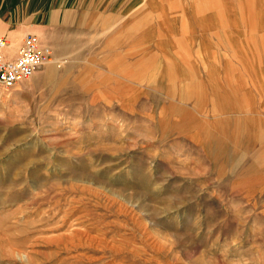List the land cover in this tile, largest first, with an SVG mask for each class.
<instances>
[{"label": "rangeland", "instance_id": "1", "mask_svg": "<svg viewBox=\"0 0 264 264\" xmlns=\"http://www.w3.org/2000/svg\"><path fill=\"white\" fill-rule=\"evenodd\" d=\"M18 5L13 53L38 30ZM51 45L0 85V264H264V178L222 160V115L152 96L94 43Z\"/></svg>", "mask_w": 264, "mask_h": 264}, {"label": "crops", "instance_id": "2", "mask_svg": "<svg viewBox=\"0 0 264 264\" xmlns=\"http://www.w3.org/2000/svg\"><path fill=\"white\" fill-rule=\"evenodd\" d=\"M15 2L60 57L94 43L98 65L154 82L152 96L222 115V160L264 178V0H0V12Z\"/></svg>", "mask_w": 264, "mask_h": 264}, {"label": "built area", "instance_id": "3", "mask_svg": "<svg viewBox=\"0 0 264 264\" xmlns=\"http://www.w3.org/2000/svg\"><path fill=\"white\" fill-rule=\"evenodd\" d=\"M11 41L0 36V85L13 87L34 75L36 70L53 58L51 45L44 44L34 32H26L15 53L10 51Z\"/></svg>", "mask_w": 264, "mask_h": 264}, {"label": "bare ground", "instance_id": "4", "mask_svg": "<svg viewBox=\"0 0 264 264\" xmlns=\"http://www.w3.org/2000/svg\"><path fill=\"white\" fill-rule=\"evenodd\" d=\"M50 61H51V60H50ZM50 61H48V62H50ZM48 62H46L45 64H49ZM45 64H44V65H45ZM47 70H52V66H48V69H47ZM66 211H67V210H66ZM68 212H69V211H68ZM71 214H72V213H71ZM73 214H74V213H73ZM65 215H66V214H65ZM85 218H86V217H85ZM82 221H83V220H82ZM80 228H82V227H80ZM74 229H75V228H74ZM78 230H79V229H78ZM70 231H71V230H70ZM72 231H73V230H72ZM68 232H69V231H68ZM68 232H67V233H68ZM79 232H80V231H79ZM80 233H81V232H80ZM77 234H78V233H77ZM85 234H86V233H85ZM93 234H94V233H93ZM64 235H65V233H64ZM91 235H92V234H91ZM95 235H96V234H95ZM82 236H83V235H82ZM88 237H89V235L87 234V235H86V238H88ZM69 238H70V237H69ZM86 238H85V239H86ZM103 238H104V237H103ZM89 239H90V238H89ZM94 240H95V239H94ZM150 240H151V239H150ZM66 241H67V239H66ZM154 241H155V240H154ZM68 242H69V241H68ZM70 244H71V243H70ZM101 244H102V243H101ZM90 245H91V244H90ZM25 255H26V253L24 254V256H25Z\"/></svg>", "mask_w": 264, "mask_h": 264}]
</instances>
